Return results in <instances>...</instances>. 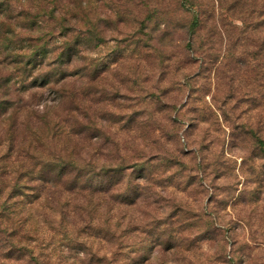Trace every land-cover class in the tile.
Here are the masks:
<instances>
[{
    "label": "rangeland",
    "instance_id": "rangeland-1",
    "mask_svg": "<svg viewBox=\"0 0 264 264\" xmlns=\"http://www.w3.org/2000/svg\"><path fill=\"white\" fill-rule=\"evenodd\" d=\"M90 1L94 14L105 4L106 39L91 75L84 60L69 67L87 136L42 134L29 111L62 116V82L48 65L19 81L2 67L14 55H0V75L11 73L0 86V264H264V13L250 0H197L192 33L175 0H122L118 23L110 0ZM64 146L89 188L73 183L72 164L46 166Z\"/></svg>",
    "mask_w": 264,
    "mask_h": 264
},
{
    "label": "trees",
    "instance_id": "trees-1",
    "mask_svg": "<svg viewBox=\"0 0 264 264\" xmlns=\"http://www.w3.org/2000/svg\"><path fill=\"white\" fill-rule=\"evenodd\" d=\"M121 1H109L113 6L110 8L108 16H113L117 23L121 22L123 17V8L121 6H124V4ZM101 2L104 3L103 0ZM158 5L147 6L146 18L148 20H151L154 15L158 14ZM250 5H253V7L259 6L256 11L264 13V0H250ZM96 6L101 8L98 14L93 13L94 6L91 7L90 0H0V55L4 53L14 55L13 61L9 62L12 64L2 65L3 70H9L12 74L16 75L15 77L19 78V81H23L29 75L33 76V70L40 72L44 70L43 65H48L50 72L45 75L49 76L53 83L62 82L59 88L61 98L58 104L60 105L61 103L65 106L69 103L63 108L62 116H59V113L52 116L50 114V107L42 114L34 109L29 111L30 114L35 112L36 117H39V121L43 123L41 127L42 134L45 133L51 140H59L63 132L70 135L79 133H86L85 135H88L87 129H89L90 125L77 120L80 123L78 128L75 126L77 121L73 119L77 93L73 90L71 83L77 71L75 70L76 72L74 73V70H70L69 67L77 60H84L86 65L84 69L85 74L90 71L91 75L92 69L89 70L91 63L87 62V60L91 54L92 47L100 45L106 39V28L101 26V22L105 21L103 17L105 4ZM175 6L177 10L181 9L191 14L188 27L192 33H195L203 22V9L200 3L197 0H175ZM15 10L18 11L17 16H14ZM253 26L256 25L250 19V28L252 30L255 29ZM258 44L259 46L255 47L260 48L263 46L261 43ZM259 50L257 51L259 52ZM0 62L2 61L0 60ZM10 72L9 74H11ZM44 73L45 70L40 75ZM9 74L0 75V86L4 84L7 88L6 91L10 89ZM69 89L71 90L68 91ZM2 120L8 122L7 133L9 135H7L6 139H8L9 146L11 147L13 136L19 128L17 125L18 117L14 111H11ZM61 123L67 124V126L62 129ZM50 124L55 125L49 127ZM31 125L29 123L26 124L29 129L33 128ZM258 142L264 154V140L259 139ZM65 149L66 147L64 146L58 151H51L49 155L54 157L46 160L48 162L46 166L49 168L55 167L57 170H65L69 164H72L75 168L79 169L73 183L76 186H80V183L83 182L84 184H81L82 188H89L91 183V176L88 177L89 172L81 170L74 160H64L60 156V153H63ZM18 152L19 150H17ZM27 157H29L28 154ZM4 167L5 170L9 168L5 164L1 165L0 169ZM125 168V165L120 164L117 170L122 171ZM103 169L106 170L105 167ZM17 194L16 190L11 196L15 197Z\"/></svg>",
    "mask_w": 264,
    "mask_h": 264
}]
</instances>
